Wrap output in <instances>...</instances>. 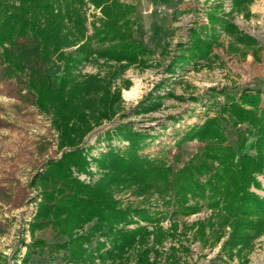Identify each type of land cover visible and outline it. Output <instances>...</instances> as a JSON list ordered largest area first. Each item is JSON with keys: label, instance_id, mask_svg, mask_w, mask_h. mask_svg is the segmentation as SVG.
Returning <instances> with one entry per match:
<instances>
[{"label": "trees", "instance_id": "1", "mask_svg": "<svg viewBox=\"0 0 264 264\" xmlns=\"http://www.w3.org/2000/svg\"><path fill=\"white\" fill-rule=\"evenodd\" d=\"M89 1L100 7L103 15L100 24L93 25L91 35L85 34V18L73 0H61L58 7L54 0H18L17 4L0 0V46L5 47L11 60L6 69L26 74L37 108L51 116L61 151L32 179L40 200L29 221L30 233L50 227L56 235L64 236L62 243L53 246L67 250L73 264L94 258L116 259L117 264H125L127 253L135 248L139 251L133 264H156L155 245L166 238L182 244L176 237L178 224L171 223L164 229L147 208L123 206L114 189L125 188L139 195L155 193L171 206L174 216H186L205 207L211 210L210 215L189 226L183 223L182 233L190 230L202 245H213L221 241L228 226L220 251L232 259L249 250L254 238L264 231V196L251 190L252 186L261 188L256 175L264 174V91L244 87L236 97L225 94L217 114L192 125L179 140L204 144L176 170L143 153L145 140L153 137L127 121L106 130L108 149L91 155L84 137L102 121L118 114L121 89L130 85L122 77L124 71L130 66L146 67L153 50L145 44L143 34L134 30L140 19L135 5L122 0ZM251 1L230 0V12H225L224 0H215L207 10L208 24L195 22L188 28V39L176 45L166 72L174 74L177 68L186 69L189 64L194 66L208 59L222 32L234 37L236 43L255 44V38L241 32L230 18ZM67 21L81 32L76 42L65 34ZM18 39L27 41L17 45ZM53 60L63 65L61 87L55 95H49L44 93L41 68ZM99 60L107 65L104 71H83L85 65ZM167 94L174 97L171 92ZM162 98L163 95L153 97L149 91L139 101L136 113L158 109ZM197 98L190 97L193 101ZM227 128L235 135L233 144L227 142ZM113 140L125 144L115 147L111 145ZM91 164L97 169L95 179ZM74 173L86 174L90 181ZM92 221L83 233V227ZM142 221L147 224H140ZM131 224L135 226L126 228ZM94 236H105L109 243L105 248L106 242L98 241L95 256L84 247ZM44 246L42 239L33 237L21 263L28 264L30 248Z\"/></svg>", "mask_w": 264, "mask_h": 264}, {"label": "rangeland", "instance_id": "2", "mask_svg": "<svg viewBox=\"0 0 264 264\" xmlns=\"http://www.w3.org/2000/svg\"><path fill=\"white\" fill-rule=\"evenodd\" d=\"M10 1L18 3V0ZM122 1L136 6L140 19L134 30L143 34L145 44L153 53L147 57L146 67L130 66L124 71L122 77L129 80L130 85L121 89L122 105L118 114L94 127L84 137L83 143L91 155H99L109 147L105 131L127 121L134 129L146 131L153 137L145 140L143 153L170 164L176 170L204 144L196 140H179L192 125L201 124L216 115L225 101V94L236 97L244 87L264 91V0H252L245 8L230 15L241 32L255 38V44L236 43L234 37L222 32L208 59L200 60L194 66L189 64L186 69L177 68L174 74L166 72L165 66L176 45L188 39V28L195 22L208 24L207 10L215 0ZM54 2L57 7L62 5L61 0ZM73 3L85 18V34L91 35L93 25H99L103 18L100 7H95L89 0H73ZM230 6V0H224L225 12H230ZM65 34L72 42L81 38V32L71 21L66 23ZM26 41L18 39L17 45ZM7 62H11L10 54L5 52L4 46H0V264H22L26 245L33 237L42 239L45 246L30 248L28 264H73L67 250H57L53 246L62 243L64 236L56 235L50 227L36 230L34 234L29 230V221L40 200L38 187L32 184V179L49 160L58 158L61 151L57 146L58 136L51 116L37 108L34 93L26 84V74L9 72ZM106 66L99 60L85 65L83 71H104ZM62 68V63L57 60L41 68L45 94L55 95L60 89ZM133 88L134 96L126 95ZM149 91H152L153 97L163 95L161 106L154 111L136 113L139 101ZM191 96L198 98L193 101ZM226 134L227 142L233 144L235 135L230 128L226 129ZM124 144L117 140L111 142L115 147ZM250 152L254 153L253 150ZM90 169L94 172L93 179L97 178L96 166L91 164ZM74 174L83 181H90L86 174ZM256 177L261 182V188L252 186L251 190L264 196V174H257ZM114 193L123 206L147 208L164 229H168L171 223L178 224L176 237L182 244L166 238L160 245H155L154 249L158 251L156 264H264V231L254 238L249 250L230 259L220 251L221 241L230 230L228 226L224 228L221 241L213 245L210 242L202 245L200 240L194 239L190 230L182 233L183 223L189 226L194 221L204 220L211 210L203 207L186 216H174L170 213L171 206L158 199L155 193L139 195L133 189L125 188L114 189ZM92 224L93 221L86 224L82 232H86ZM140 224L147 223L142 221ZM134 226L131 224L126 228ZM148 228L151 229V226L148 225ZM98 241H105V248L109 247L105 236H94L90 243L84 245L90 250L89 255L95 256ZM154 249L150 252L151 259ZM138 251L136 248L130 250L125 264H133ZM116 261L94 258L84 264H117Z\"/></svg>", "mask_w": 264, "mask_h": 264}, {"label": "bare ground", "instance_id": "3", "mask_svg": "<svg viewBox=\"0 0 264 264\" xmlns=\"http://www.w3.org/2000/svg\"><path fill=\"white\" fill-rule=\"evenodd\" d=\"M137 91V90H136ZM134 93H135V89L133 88L131 91L128 90V92H126V95H128L129 97L130 96H134ZM132 98V97H131Z\"/></svg>", "mask_w": 264, "mask_h": 264}]
</instances>
